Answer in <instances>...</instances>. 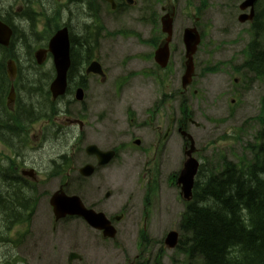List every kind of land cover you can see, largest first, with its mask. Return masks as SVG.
<instances>
[{
    "label": "rangeland",
    "instance_id": "obj_1",
    "mask_svg": "<svg viewBox=\"0 0 264 264\" xmlns=\"http://www.w3.org/2000/svg\"><path fill=\"white\" fill-rule=\"evenodd\" d=\"M191 1L192 6L188 5L189 0L167 1V4L176 6L170 70H157L152 54L154 50L149 47L150 44H141L137 37L115 38V41L103 39L96 51V58L108 70L107 81L102 83L98 77L90 76L83 103H69L68 100L74 99L73 95L59 104L68 108L72 116L83 113V106L86 108L84 114L87 125L81 138L77 128L69 134V129H62L60 120H55L46 138L38 135L39 138H32V147H24L23 156L19 160L41 171L37 184L39 203L35 221L31 225L14 222L9 229L10 233H17V240L21 242L20 247L15 249L17 263L13 264H68L69 253L75 251L82 256V261L75 259L72 264H131V261L138 262L151 255L152 251L155 254L160 251L163 244L159 241L166 235L167 229L178 224L185 210L186 204L180 196L179 188L171 186L168 181L169 175L176 173L184 161L183 138L175 131L171 140L168 143L165 141L167 145L164 150L160 148L154 151L147 146L155 138H162L167 131L169 117H181L184 113L182 107L186 105L188 115L193 120V123H188V128L194 135L196 151L203 165H219L224 157L233 161L251 158L249 143L253 145L259 140L258 134L262 129L256 118L260 114L261 99L264 97V78L257 79L253 73L234 69L245 60V48L251 39L250 23L238 20L241 13L239 5L243 0H206L205 5L203 0ZM148 3L150 6L154 4L153 0H138V5L132 8L133 14L121 18L119 26L138 29L144 39L152 38L150 35L159 32V24L155 26L151 19L144 23L136 19V15ZM196 7H200L201 11L197 12L198 17L194 19L192 15ZM195 21H199L198 29L205 37L195 55L197 65L194 84L182 93V75L185 71L182 66L185 51L183 32L186 27L194 25ZM27 27H23L26 32L33 30V27ZM117 27L116 18L107 20L108 30H116ZM75 30L78 32V28ZM31 55L30 52H22L19 64L24 74V82L20 86L24 88V83V89L30 92V95L23 93L24 99H27L26 105L29 106L38 99L32 94L38 91V82L33 81L39 80L40 74L48 72L53 66L48 62L45 67H40ZM217 62H221L218 71L201 74L206 64ZM119 81L122 82L120 88L116 84ZM163 89L164 94L167 92L172 97H167L166 104L151 118L149 110L154 109L157 101L163 97ZM130 112H134V116L130 117ZM39 128L38 125L36 129ZM60 128L63 133L57 135ZM132 136L142 139L141 146H129ZM90 143H96L104 149L121 147L109 165L99 168L90 179L81 180L78 179L79 168L89 161L96 164L94 158L85 152V147ZM5 152L12 154L7 148ZM62 154L67 155L65 161H68L64 172L65 182L68 183L65 189L71 194L80 195L87 206L98 204L99 209H106L108 206L101 205L98 199L106 201L108 191L111 197L107 203H117L116 209L133 197L135 206L132 211H127L126 217L119 224L120 232L113 239L98 237V231L90 227L88 229L77 218L68 223L67 240L61 241L51 236L50 196L61 183V176L51 173L57 168L55 165L60 164V159L57 162H52V159ZM5 162L11 161L5 159ZM151 163L160 165L158 187L152 194L148 220L152 223L148 235L154 243L139 258L141 247L144 246L140 245L139 230L147 220L142 202L145 195L144 172ZM53 175L54 178L51 177ZM3 217L0 214V229L4 223V232H8ZM167 250L165 253L172 255V251ZM4 251L6 259L13 255V250ZM163 259L167 262L162 264H167L169 259L166 256ZM184 259V254H181L179 262ZM193 264L198 262L194 261Z\"/></svg>",
    "mask_w": 264,
    "mask_h": 264
},
{
    "label": "flooded vegetation",
    "instance_id": "obj_2",
    "mask_svg": "<svg viewBox=\"0 0 264 264\" xmlns=\"http://www.w3.org/2000/svg\"><path fill=\"white\" fill-rule=\"evenodd\" d=\"M116 4V8H113L112 4L106 0H0V21L7 24L12 30V40L17 41L16 46H14L13 49L16 51V58H17V52H34V57L36 55L37 50H44L47 48V45L45 44L47 41L49 42L51 38L56 34V32L62 28H67L71 42H73V54L75 57L81 56L79 60L76 62L79 63L76 70H78L81 66V63L86 58L91 57L92 55L96 56V51L99 50L100 44L103 39H111L115 41V38H124V37H137L138 40L141 42V44L147 46L144 43H148L149 39H144L138 29H127V27H121L119 26L121 18H126L131 16L132 8L138 5V0H114ZM169 10V7H167L165 4L161 5V11L162 16L166 13V11ZM158 19V13L156 11H153L151 13L150 11V5L149 3L136 15V19L141 20L142 23L145 21H149V19ZM110 18H116L118 27L116 30H108L107 28V20ZM24 26H31L33 27V30L31 32H26L25 29H23ZM28 28V27H27ZM76 28H78V32H81L77 34ZM139 32V33H138ZM141 33V34H140ZM152 36V40L155 41L156 34L150 35ZM164 38V37H163ZM116 39V40H117ZM144 42V43H143ZM160 42V39L159 41ZM31 43H39L40 47L33 50ZM149 47H151L153 50H155V47L153 44H151ZM85 51V52H84ZM85 54V55H83ZM50 56V53H46L43 55V57ZM37 58V55H36ZM102 63V62H101ZM103 64V63H102ZM17 66V62H16ZM85 64L83 65V67ZM104 67V65H103ZM27 69V67H25ZM73 69V64L72 68ZM106 72V77L108 79V70L104 67ZM16 79H17V67H16ZM127 83V82H125ZM118 84V82L116 83ZM120 85H122L120 83ZM12 87V86H11ZM10 87V90H11ZM16 90V96L14 101L11 104L7 103V100H4L3 97L0 98V162H2L5 159L4 152L6 148H9L10 150H14L15 152L19 148L21 151L24 148L25 143H27L29 140L28 138H39L38 135L41 136V138H46L47 134L49 133V128L54 126L55 124L52 121H49L50 119H44L40 118V122H36L35 117H33V111L31 106L26 105V100L24 97H17V87L15 86ZM30 101V100H28ZM31 102V101H30ZM43 101L40 100L39 104L42 105ZM26 105V109L25 106ZM28 107V108H27ZM29 115L31 118H29ZM43 116V115H41ZM40 116V117H41ZM33 117V118H32ZM68 116H63V123L68 124L70 123L69 120H67ZM83 129L84 130L87 124V121L85 118H81ZM191 120V118H189ZM12 121V128L7 127L6 122ZM185 119H176L172 121V123L169 124L168 129L171 131L173 128H179L178 130H181V127L184 126ZM39 124V129H36V127ZM79 127V123L77 124ZM72 125V126H77ZM143 128V127H141ZM11 129V130H10ZM59 129L58 133H61L63 131H60ZM58 137V136H56ZM139 141H141L140 138H134L130 140V142H133L137 144ZM30 142V141H29ZM161 144V141L155 142V147L158 148ZM29 145V144H28ZM134 145V144H133ZM31 146V145H30ZM28 147V146H26ZM18 152V151H17ZM19 153V152H18ZM21 154V153H20ZM19 154L18 158L21 157ZM59 157V158H58ZM94 157V160L97 162V159ZM60 159V164H58L57 170L60 171V169L63 171L65 168V165L67 163V156L65 155H59L55 157V159H52V162H57V160ZM21 160V159H20ZM18 161V165L15 167L18 172H15V186L17 187V180H20L22 178V182L26 183V201L30 202L32 201V197L34 194H32V190L29 188H34L29 184V182L33 185L36 183V186L38 182L40 181V178L38 177L41 174V171L37 168L31 166L29 167L26 162ZM88 164V163H86ZM24 170H30V173L25 176L23 173ZM31 170H34L31 171ZM36 170V171H35ZM3 170L0 169V184L3 183V185H0V203L2 201H5V197H14L15 201L17 195V192L15 196H12L10 193H6V181L7 179L2 177ZM96 168L94 172L91 175H84L83 177H78V179L85 180L90 179L92 176L96 173ZM18 175V179H17ZM61 176V183L59 186V189H65V186L68 185V183L65 182V176L64 172L60 174ZM24 177V178H23ZM54 178L55 176H51ZM42 179V178H41ZM77 179V180H78ZM29 181V182H28ZM34 182V183H33ZM29 184V185H28ZM17 191V188H15ZM53 194V193H52ZM51 197V196H50ZM111 197V193H106V201H101L98 199L99 202H101V205H105L108 207H105L106 209H99L97 207L98 204L94 205L92 208H95L99 211L104 212L106 215V222L103 224L104 226H108L115 228V234H118L120 232V226L119 224L124 220L126 217L127 211L134 208V203L132 202L131 197L129 200L122 203L117 209V203H107V200H109ZM144 202V199L142 200ZM39 203V199L36 203V208ZM152 208V204L150 206ZM36 208L32 212V215L30 216V225L35 221L36 218ZM116 209V210H115ZM143 211L146 212V222L144 223L143 230H147V232L150 230V224L148 222L149 220V214H150V208L147 211V207L143 206ZM16 213L13 215H7L5 211L0 214H3V221L8 226L6 227L8 232H4V223L2 228L0 229V264H13L17 261V253L15 252V249H17V233L16 235L10 233V227L9 224L16 220L17 218V204H16ZM143 212V213H144ZM29 213V212H28ZM81 219L82 222H84L89 229V227L93 230H96L92 228L88 222L83 217H76V216H65L61 218H57L56 213L54 212L52 208V218L50 222V232L51 236L56 239H59L61 241H65L68 238L69 235V228L68 223L70 220L73 221V219ZM86 230V228H85ZM89 231V230H88ZM98 231L99 235L98 237H103L104 239H107L104 235L105 229L101 228L96 230ZM165 238H162L161 243H163L162 247L160 248V251L158 250L156 254L152 251L151 255H147L143 261L137 262V261H131V264H162L163 262H167L163 259L164 256L169 259L167 264H179L180 262L176 260V257L172 258L171 256H168L165 251L167 250L165 245ZM20 247V246H19ZM4 249L13 250V255L11 257L5 256ZM153 254H155L153 257ZM174 256V255H173ZM80 261H82V257L79 258Z\"/></svg>",
    "mask_w": 264,
    "mask_h": 264
},
{
    "label": "trees",
    "instance_id": "obj_3",
    "mask_svg": "<svg viewBox=\"0 0 264 264\" xmlns=\"http://www.w3.org/2000/svg\"><path fill=\"white\" fill-rule=\"evenodd\" d=\"M256 8L257 15L251 25L252 37L245 48L247 55L237 70H245L258 78H264V0H258ZM16 44L17 41L12 40L8 48L0 45V98L5 99L8 95L11 82L6 72V61L16 56V51L13 49ZM74 58L73 71L76 70L79 64L76 61L81 56ZM217 70L219 65L206 67L204 72ZM23 75L21 70L17 78L18 88H21L20 83L24 82ZM41 79L33 81L41 85L39 93L32 94H35L36 99L43 98L42 105L39 104L38 99L31 102L35 118L41 115L46 117L47 111L56 108L49 103V93H45V85L40 82ZM23 86L26 88L24 83ZM28 93L30 95V92ZM40 93H44V97ZM46 102L45 110L42 107ZM261 103L258 120L264 127V98L261 99ZM24 107L26 109V105ZM10 123H12L10 120L6 122L7 127L13 129ZM258 139L261 140L262 135ZM249 148L253 154L252 160L235 163L224 159V168L218 173L201 170L194 189V200L187 205L180 221L184 233L180 249L186 254L188 262L264 264V142L257 141L254 145L250 144ZM9 160L12 166L0 164V169L3 170L2 177L7 179L6 193L15 196L17 192L19 197H16L17 201L14 197H5V201L0 203V209L1 213L5 211L7 215H13L16 213L17 204L19 217L21 211L29 209L26 207L29 202L24 196L27 193L26 183L20 181L22 180L20 178L15 187L17 191L14 189L15 159Z\"/></svg>",
    "mask_w": 264,
    "mask_h": 264
},
{
    "label": "water",
    "instance_id": "obj_4",
    "mask_svg": "<svg viewBox=\"0 0 264 264\" xmlns=\"http://www.w3.org/2000/svg\"><path fill=\"white\" fill-rule=\"evenodd\" d=\"M112 1V0H110ZM256 0H246L242 5L241 8H245L248 5H253ZM252 15H241L240 18L246 19L248 17H253L254 10L251 11ZM165 31L169 33V37L167 41L171 39L172 34V27H165ZM13 31L12 29L0 21V44L2 45H9L10 38ZM201 37L199 32L196 28H188L185 30L184 34V41L186 44L187 49V69L185 75L183 77L184 86L192 81V76L194 73V62H193V55L197 51L198 44L200 43ZM169 43L166 42L164 46H161L156 52L157 60L165 66L168 61L169 51H168ZM49 50L53 54L54 63L56 67V78L51 84V91L53 93L54 98L58 97L59 95H63L67 88V72L71 65V58H70V42L67 31L65 29L59 31L55 37L50 41ZM45 54V51H42ZM42 52L37 54L38 62H43V57L40 55ZM41 56V57H40ZM96 72V73H103L101 66L98 62H93L90 67L88 68L87 72ZM15 66L14 62L11 60L8 62V74L12 81L15 79ZM15 91L14 87H12L10 95H9V102L14 100ZM77 98H82V90L79 89L77 93ZM89 153H96L99 158L100 164L108 163L114 156L115 152L111 151H101L96 146L91 145L88 147ZM95 168L93 165H88L84 167L81 171L85 175H91L94 172ZM198 170V162L190 158L186 163L184 168L181 170L178 182L182 185L183 196L190 200L192 197V188L194 185V179L197 174ZM52 205L54 206L55 213L57 214V218L66 216V215H81L87 219V221L95 228H104L105 235L112 236L115 232L114 229L108 228V226H104L103 224L106 221V216L104 213H98L93 209H87L80 196L72 195L68 196L63 191H57L52 198L51 201ZM108 222V221H106ZM177 232H171L167 237V242H171V246H175L177 243ZM78 257L77 254L71 253L70 260L73 258Z\"/></svg>",
    "mask_w": 264,
    "mask_h": 264
},
{
    "label": "bare ground",
    "instance_id": "obj_5",
    "mask_svg": "<svg viewBox=\"0 0 264 264\" xmlns=\"http://www.w3.org/2000/svg\"><path fill=\"white\" fill-rule=\"evenodd\" d=\"M4 163H6V162H5V159H4L2 162H0L1 166H7V165H11V166H12V162H10V163H6V164H4ZM223 168H224V167H223V164H222V165L220 166V169L223 170ZM208 170H209V169H208ZM208 170L206 169V171H208ZM221 170H220V171H221ZM220 171H216L215 173H218V172H220ZM179 264H181V263H179Z\"/></svg>",
    "mask_w": 264,
    "mask_h": 264
}]
</instances>
